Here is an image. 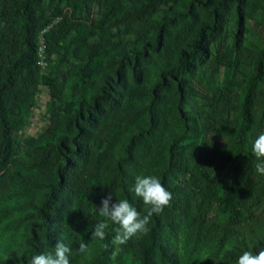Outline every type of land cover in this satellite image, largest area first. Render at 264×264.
<instances>
[{
	"label": "trees",
	"instance_id": "obj_1",
	"mask_svg": "<svg viewBox=\"0 0 264 264\" xmlns=\"http://www.w3.org/2000/svg\"><path fill=\"white\" fill-rule=\"evenodd\" d=\"M259 14L264 0H0V264H28L54 252L57 240L70 246V264H237L243 251L264 249V214L242 224L255 189L243 162L256 158L248 132L264 84V44L243 72L241 121L209 116L210 129L238 147L230 169L205 186L193 184L192 169L186 183L174 181L186 169L180 149L199 135L187 107L195 71L230 18L239 52L247 21ZM43 29L45 74L37 56ZM41 84L48 125L22 155L14 133L27 125ZM138 175L158 177L172 199L113 260L117 225L106 221L105 240L92 238L105 219L96 208L111 193L147 214L130 191ZM204 192L213 216L191 208L189 197L200 209ZM81 241L87 253L78 251Z\"/></svg>",
	"mask_w": 264,
	"mask_h": 264
},
{
	"label": "rangeland",
	"instance_id": "obj_2",
	"mask_svg": "<svg viewBox=\"0 0 264 264\" xmlns=\"http://www.w3.org/2000/svg\"><path fill=\"white\" fill-rule=\"evenodd\" d=\"M247 30L244 35L243 47L239 52L231 48L232 20H228L225 26V33L221 39L212 46V54L199 67L193 77L188 108L193 109V115L199 127V135L186 140L180 149V158L186 164L185 172L179 174L174 181L186 183L185 179L190 176L193 170V184L196 182L205 186L210 177L214 175L222 176L228 172L232 165L233 158L237 155L238 147L233 144V140L227 133L223 132L216 135L209 126V116L222 118L226 115L234 116L235 120L241 121V109L239 100L243 90V72L247 71L251 64V57L256 50L264 44V15L259 14L253 20L247 21ZM40 46L41 44L38 43ZM43 45V44H42ZM44 54V52H43ZM45 56V55H44ZM50 57V59H52ZM49 62L45 60V66L40 67V73L45 74L49 70ZM62 67H66L64 62ZM39 92L34 97L31 108L32 114L27 125L20 131L14 133L21 147L22 155H25L24 144L32 137H36L48 125L49 115L45 112L46 103L49 101L48 88L43 84L39 87ZM260 99L254 104L252 113L254 115L253 126L248 134L251 143L259 134L261 120L264 114V84L258 88ZM228 113V114H227ZM260 132V133H261ZM234 156V157H233ZM248 157L243 162L245 174L248 180L254 185L255 189L251 197L247 199L248 210L243 225L264 214V175H260L255 170L257 159ZM192 164V166H190ZM201 191L197 187L194 188ZM203 191H201L202 193ZM197 198L202 199L203 205L198 208L194 198L189 197L193 211L205 212L208 216H213L216 210L212 199L203 193Z\"/></svg>",
	"mask_w": 264,
	"mask_h": 264
},
{
	"label": "clouds",
	"instance_id": "obj_3",
	"mask_svg": "<svg viewBox=\"0 0 264 264\" xmlns=\"http://www.w3.org/2000/svg\"><path fill=\"white\" fill-rule=\"evenodd\" d=\"M252 153L256 157L258 163L255 164V170L258 174L264 175V132L257 135L252 143ZM130 191L142 199L145 205L149 206L147 214L141 217L140 213L127 199L112 201V194L102 197L100 206L97 209L100 217L104 220L98 221L91 232L94 239L101 241L106 238V229L110 221L117 225L114 229L115 234L112 237L111 245L115 246L111 251L110 258L115 259L120 251L121 245L127 243L132 237L139 236L149 231L148 224L153 214H160L166 206H169L172 194L164 187L160 179L154 175H138L135 183ZM105 249L109 245H104ZM80 253L88 252V245L81 241L78 246ZM71 248L61 240H57L54 252L39 253L31 256L28 264H70L69 254ZM237 264H264V249L253 253L245 250L239 255Z\"/></svg>",
	"mask_w": 264,
	"mask_h": 264
},
{
	"label": "built area",
	"instance_id": "obj_4",
	"mask_svg": "<svg viewBox=\"0 0 264 264\" xmlns=\"http://www.w3.org/2000/svg\"><path fill=\"white\" fill-rule=\"evenodd\" d=\"M45 29L41 30V32L39 33L38 38H37V43L41 44V46L38 44V47H37V56L39 58L38 64L40 67L45 66V56L43 54L44 49H43V45H42L43 44L42 34L45 31Z\"/></svg>",
	"mask_w": 264,
	"mask_h": 264
}]
</instances>
